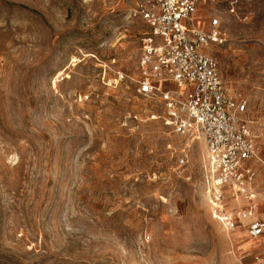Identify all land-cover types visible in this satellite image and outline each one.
Returning a JSON list of instances; mask_svg holds the SVG:
<instances>
[{
	"label": "rangeland",
	"instance_id": "374dc122",
	"mask_svg": "<svg viewBox=\"0 0 264 264\" xmlns=\"http://www.w3.org/2000/svg\"><path fill=\"white\" fill-rule=\"evenodd\" d=\"M141 1L0 0V264H264L213 217L205 142L137 94ZM198 5L264 159V0Z\"/></svg>",
	"mask_w": 264,
	"mask_h": 264
},
{
	"label": "built area",
	"instance_id": "2783aa9c",
	"mask_svg": "<svg viewBox=\"0 0 264 264\" xmlns=\"http://www.w3.org/2000/svg\"><path fill=\"white\" fill-rule=\"evenodd\" d=\"M198 3L143 0L131 12V18L140 19L147 28L140 39L137 94L159 101L175 134L203 138L209 167L207 196L214 219L226 231L245 225L249 238L258 241L264 237V217H259L255 183L264 173V159L244 118L247 102L227 93L211 52L226 41L220 22L212 20L208 30L198 27ZM234 4L231 14H235ZM238 199L246 205L230 211L228 203Z\"/></svg>",
	"mask_w": 264,
	"mask_h": 264
},
{
	"label": "crops",
	"instance_id": "0c3cea01",
	"mask_svg": "<svg viewBox=\"0 0 264 264\" xmlns=\"http://www.w3.org/2000/svg\"><path fill=\"white\" fill-rule=\"evenodd\" d=\"M264 173H262L259 177H258V179L256 180V183H255V190H256V192L258 193V191H257V189H256V187L258 186V183H259V181L261 180V178L263 177L262 175H263ZM259 196H260V198H259ZM264 197H262L261 196V194L260 193H258V200H257V203L259 204V211H260V215H259V217H264ZM230 205L233 207V206H235V207H237V209L239 210V209H241L242 207H244L245 205H246V203L243 201V199H238L237 201H230L229 203H228V207H230ZM236 209V208H235ZM244 224H246V223H244ZM245 226V225H244ZM244 226H239L238 227V229L236 230V231H243V232H245L246 234H247V232H246V229L244 228ZM247 236H248V234H247ZM249 237V236H248ZM250 239V238H249ZM251 241H253L254 243H259L260 244V246L264 243V237L263 238H261L260 240H258V241H254V240H252V239H250ZM262 249V248H261ZM264 255V254H263Z\"/></svg>",
	"mask_w": 264,
	"mask_h": 264
},
{
	"label": "bare ground",
	"instance_id": "6f19581e",
	"mask_svg": "<svg viewBox=\"0 0 264 264\" xmlns=\"http://www.w3.org/2000/svg\"><path fill=\"white\" fill-rule=\"evenodd\" d=\"M199 140H202L203 144H204V141L203 139L201 138L200 135H197V134H191V139H190V142L189 143H193L194 141H199ZM206 156V155H205ZM206 158V157H204ZM262 196V195H261ZM260 198V196H259ZM205 201H206V198H205ZM227 232H232V231H227ZM234 255V254H233Z\"/></svg>",
	"mask_w": 264,
	"mask_h": 264
}]
</instances>
